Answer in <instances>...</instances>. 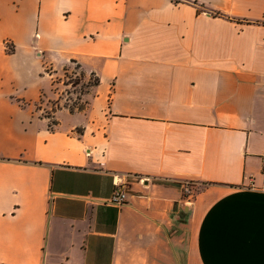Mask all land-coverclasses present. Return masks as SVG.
I'll return each instance as SVG.
<instances>
[{"label": "crops", "instance_id": "crops-1", "mask_svg": "<svg viewBox=\"0 0 264 264\" xmlns=\"http://www.w3.org/2000/svg\"><path fill=\"white\" fill-rule=\"evenodd\" d=\"M263 153L264 0H0V264H264Z\"/></svg>", "mask_w": 264, "mask_h": 264}, {"label": "rangeland", "instance_id": "rangeland-1", "mask_svg": "<svg viewBox=\"0 0 264 264\" xmlns=\"http://www.w3.org/2000/svg\"><path fill=\"white\" fill-rule=\"evenodd\" d=\"M46 73H48V71H46ZM84 80L80 67L74 64V62L69 63L68 67L64 68L59 77L54 79L52 91H54L53 94H56L58 100L53 99V101H50L43 115L50 117L51 114L60 109L61 106L72 112L83 110L88 102L87 95L90 93L91 87L95 84L93 78L88 82ZM50 122L52 123L51 120ZM185 186L188 192H183L184 197L193 196L191 185L186 184ZM191 200L190 198L189 201Z\"/></svg>", "mask_w": 264, "mask_h": 264}, {"label": "built area", "instance_id": "built-area-1", "mask_svg": "<svg viewBox=\"0 0 264 264\" xmlns=\"http://www.w3.org/2000/svg\"><path fill=\"white\" fill-rule=\"evenodd\" d=\"M261 165H262V172L264 173V153L261 156ZM115 186L117 187L116 184H115ZM183 192L187 193L188 190L184 189ZM124 200H125V195L123 194L122 191H120L119 189L116 188V189H114L109 200L105 203L110 204V205L120 206L124 203Z\"/></svg>", "mask_w": 264, "mask_h": 264}, {"label": "trees", "instance_id": "trees-1", "mask_svg": "<svg viewBox=\"0 0 264 264\" xmlns=\"http://www.w3.org/2000/svg\"><path fill=\"white\" fill-rule=\"evenodd\" d=\"M97 82H98V81L96 80L94 85H96V84H97Z\"/></svg>", "mask_w": 264, "mask_h": 264}]
</instances>
